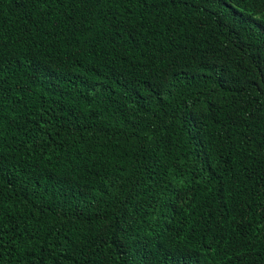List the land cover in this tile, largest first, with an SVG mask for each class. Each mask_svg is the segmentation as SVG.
<instances>
[{
	"label": "trees",
	"instance_id": "trees-1",
	"mask_svg": "<svg viewBox=\"0 0 264 264\" xmlns=\"http://www.w3.org/2000/svg\"><path fill=\"white\" fill-rule=\"evenodd\" d=\"M0 264H264V0H0Z\"/></svg>",
	"mask_w": 264,
	"mask_h": 264
}]
</instances>
